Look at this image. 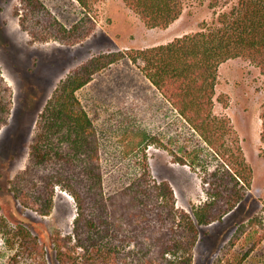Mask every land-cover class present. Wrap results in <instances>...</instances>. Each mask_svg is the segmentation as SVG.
Here are the masks:
<instances>
[{"label":"trees","instance_id":"16d2710c","mask_svg":"<svg viewBox=\"0 0 264 264\" xmlns=\"http://www.w3.org/2000/svg\"><path fill=\"white\" fill-rule=\"evenodd\" d=\"M77 1L84 13L71 26L44 0H20L15 14L32 42L83 43L97 25L92 11L98 0ZM124 1L149 28L169 27L185 7V0ZM221 2L210 0V6ZM236 57L251 59L264 74V0H238L214 23L167 43L93 55L57 84L39 117L28 166L11 180L10 191L42 215L50 213L57 185L74 195V236L54 238L62 264H192L202 226L222 222L250 197L253 167L231 119L214 112L219 67ZM126 58L143 63L141 70L177 117L173 128L185 129L167 142L157 133L152 140L175 162L206 171L207 199L191 210H180L172 184L155 178L145 148L133 165L114 163L120 169L106 173L97 126L78 91ZM13 94L0 68V130L10 120ZM261 117L264 143V109ZM261 205L264 209V198ZM20 231L31 233L24 225ZM243 238L250 245L227 264H264V253L257 252L264 244V214L253 212L240 223L225 252Z\"/></svg>","mask_w":264,"mask_h":264},{"label":"rangeland","instance_id":"374dc122","mask_svg":"<svg viewBox=\"0 0 264 264\" xmlns=\"http://www.w3.org/2000/svg\"><path fill=\"white\" fill-rule=\"evenodd\" d=\"M44 1L68 26L84 13L77 0ZM237 2L222 0L211 7L210 0H185L182 15L171 27L149 28L124 0H98L92 11L97 24L93 32L83 43L65 44L55 40L32 42L15 14L20 0H0V68L14 93L10 120L0 130V264H62L54 238L74 236L78 206L66 187H55L52 209L46 215L20 204L10 191L11 180L28 166L39 117L57 84L93 55L167 43L200 30L204 22L214 23L220 12ZM142 64L128 58L114 63L97 73L78 95L97 126L108 177L111 168L120 169L114 163L133 165L134 156L142 157L145 148L155 178L172 184L180 210H191L207 199L203 182L206 171L201 166L175 162L168 149L152 140L157 133L167 142L185 129L173 128L177 117L141 70ZM263 106L264 74L260 67L242 57L221 63L214 112L231 119L253 167V182L250 197L238 209L222 222L202 226L192 250V264H227L236 251L240 259L250 245L246 238L225 252L227 244L250 214H264ZM143 129L146 132L142 134ZM111 177L110 182H114ZM23 225L30 235L21 233ZM257 252L264 253V244Z\"/></svg>","mask_w":264,"mask_h":264},{"label":"crops","instance_id":"0c3cea01","mask_svg":"<svg viewBox=\"0 0 264 264\" xmlns=\"http://www.w3.org/2000/svg\"><path fill=\"white\" fill-rule=\"evenodd\" d=\"M173 23H175V22H173ZM173 23L170 25V27L173 25ZM169 28V27H168Z\"/></svg>","mask_w":264,"mask_h":264}]
</instances>
